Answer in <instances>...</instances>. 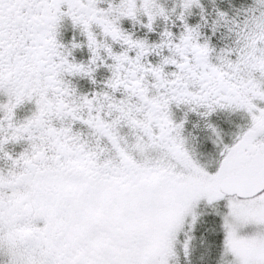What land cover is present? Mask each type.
I'll return each instance as SVG.
<instances>
[{"label": "snow or ice", "instance_id": "6c2138e0", "mask_svg": "<svg viewBox=\"0 0 264 264\" xmlns=\"http://www.w3.org/2000/svg\"><path fill=\"white\" fill-rule=\"evenodd\" d=\"M0 264H264V0H0Z\"/></svg>", "mask_w": 264, "mask_h": 264}]
</instances>
